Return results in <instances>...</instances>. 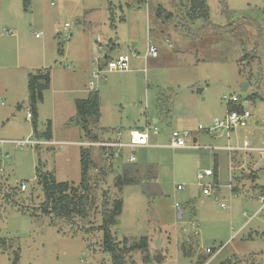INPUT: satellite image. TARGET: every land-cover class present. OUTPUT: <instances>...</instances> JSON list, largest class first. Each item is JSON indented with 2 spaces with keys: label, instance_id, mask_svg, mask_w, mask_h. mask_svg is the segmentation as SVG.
Listing matches in <instances>:
<instances>
[{
  "label": "rangeland",
  "instance_id": "rangeland-1",
  "mask_svg": "<svg viewBox=\"0 0 264 264\" xmlns=\"http://www.w3.org/2000/svg\"><path fill=\"white\" fill-rule=\"evenodd\" d=\"M26 1L24 7L23 0H0V140L47 141L33 135V120L26 119L28 76L44 68L51 81L37 106V131L50 127V141L57 143L1 147L9 157L0 161V264H13L15 252L17 264H111L100 227L103 209L116 199L122 211L111 234L130 244L147 238V264H197L206 248L221 246L209 264H258L264 256V211L252 217L264 184V157L228 148L246 142L264 149V100L258 99L264 96V0H206L204 29L201 21L190 20V0ZM168 14L171 18L164 17ZM148 41L158 50L155 59H144ZM130 52L139 58L130 60L128 71L92 77L95 59ZM92 87L100 116L89 128L99 139L115 140L120 130L127 141L129 129L156 125L159 135L151 144L167 145L170 132L180 130L190 133L186 144L196 148H123L116 162H104L97 148L81 145L90 139L74 107ZM231 97L250 112L247 125L226 134L198 130L224 118ZM82 150H89L94 163L88 177L95 203L84 219L54 221L40 212L36 169L77 187ZM133 153L137 161L131 163ZM124 169L133 182L119 192L115 179ZM205 169L214 172L201 182L215 184L209 196L196 180ZM21 183L27 185L24 192ZM130 264H143V254L132 253Z\"/></svg>",
  "mask_w": 264,
  "mask_h": 264
},
{
  "label": "trees",
  "instance_id": "trees-1",
  "mask_svg": "<svg viewBox=\"0 0 264 264\" xmlns=\"http://www.w3.org/2000/svg\"><path fill=\"white\" fill-rule=\"evenodd\" d=\"M28 2L24 0V7ZM158 16H162L160 10H158ZM164 16L165 18H171ZM189 16L191 21H201L203 23V29L208 27L207 21L209 19V12L206 6V2L202 0H190ZM188 24V23H187ZM183 22L182 28L190 33V28ZM110 57L105 56L103 61H108ZM50 75L46 71H38L36 74H29L28 76V97L30 101V110L33 120V135L36 137L45 138L47 141L51 139V129L48 127L44 134H39L37 131V106L43 100V92L49 88ZM253 99V98H252ZM258 99L264 100V96H258ZM74 107L76 110V117L78 119L77 124L81 126L86 137L91 142H96L99 138L95 133L92 134V129L89 128L90 123L97 124L99 119V96L96 90H92L88 93L86 99L75 100ZM242 106L229 105L227 110H236L241 112ZM103 149H98V154L101 155ZM114 163V162H113ZM94 167L93 161L90 159L89 150H82L80 154V183L76 187L68 182H57L55 177L49 173L40 172L36 169L37 185L42 192V203L40 205V212L43 215L50 216L54 221L68 220L72 217H79L81 219L86 218L88 211L93 207L95 198L91 192L89 185L90 180L88 177L89 171ZM129 170V169H128ZM124 173L121 176H117L115 179V186L119 192L123 187L132 185L131 180L127 178V170H123ZM2 182L0 181V192L2 191ZM236 191L235 189L233 190ZM91 193V194H90ZM3 197L9 198V194H3ZM122 211V200L116 199L108 207H105L102 211V225L100 230L102 232V249L104 253L108 254L111 259V264H130L131 254L141 252L143 254V264H147V258L145 256L148 244L147 238L143 237L139 241H133L131 244L126 238L121 242H117L112 234L111 228L116 224L117 219ZM0 244H4V240H0ZM13 264L18 263V252L12 255ZM202 260H199L197 264H204L208 256H203ZM224 264V263H222ZM229 264V262L225 263Z\"/></svg>",
  "mask_w": 264,
  "mask_h": 264
},
{
  "label": "built area",
  "instance_id": "built-area-1",
  "mask_svg": "<svg viewBox=\"0 0 264 264\" xmlns=\"http://www.w3.org/2000/svg\"><path fill=\"white\" fill-rule=\"evenodd\" d=\"M68 26L67 24L65 25ZM5 33L9 35L15 36V32H11L9 30H4ZM41 35L40 33H36L35 37L38 38ZM158 56V50L157 48L152 45L148 44L145 49L144 59H155ZM138 54L134 52H130L128 54H122L119 53L115 57H110L108 61H102L100 62L98 59H95L96 68L94 73L92 74V77L94 79H99L102 75L106 73L111 72H125L129 70V63L131 59L138 58ZM227 106L229 105H235L240 106L236 104L238 102V99L236 97H231L229 100L226 101ZM3 104V103H1ZM247 106V105H246ZM245 106V107H246ZM251 114L249 111L242 109L241 112H238L236 110H230L226 112V115L224 118L220 120H215L213 123V126L204 129L202 126H198V130H205L207 133L211 134L212 132H216L218 130H221L222 133L225 132V134L235 128L238 127H245L247 125V120L250 118ZM26 119H32L31 113L27 112ZM189 132L187 131H180V130H172L169 134V141L167 145L162 144H151L150 139L157 137L159 135V130L156 125L150 130L146 127H143L142 130H132L128 134V140H123V132L118 130L117 133H115V140L111 139V135H105L104 139H98L96 142H84L83 147H95L97 149L102 148L103 152L101 153L102 159L104 162H116L118 159L122 157L121 149L123 148H129L132 151H135L139 148H148V147H155V148H169L172 150L175 149H187V148H196L195 145L188 146L186 144V137L189 136ZM5 144H15L17 147H23L24 145H40V144H47L52 145L56 144V142H41V141H31V140H25V141H3L0 140V161L1 159L5 158L7 159L9 156L7 154H3L2 152V145ZM230 152L232 151H243V152H258L261 156L264 157V149H256L251 148L249 145L244 142L243 146L240 148H228ZM129 161L131 163L136 162V158L134 156V153L129 157ZM2 163H0L1 165ZM214 176V172L211 169H205L202 171H198L196 173V180L198 182V185L202 188V194L204 196H209L212 192V188L215 187L214 185H202L201 182L204 181L206 178ZM3 177V169L0 168V178ZM27 185L24 183H21L19 186V190L21 192L26 191ZM176 190L181 191L183 190V186L177 185ZM234 190V189H232ZM234 192V191H233ZM256 199L259 203V207L256 210L255 214L252 218L256 217L260 213L264 211V184L259 188L258 193L256 195ZM175 208H178V204L176 203L174 205ZM220 207H225L223 204L220 205ZM245 216V213L243 214ZM251 219V218H250ZM249 222V220L235 233V236L238 235L245 227V225ZM223 246H221L217 250H213L211 248H206L204 250V255L208 256L207 261L204 264H209L213 258L218 256L220 252L222 251ZM258 264H264V256L262 259L258 262Z\"/></svg>",
  "mask_w": 264,
  "mask_h": 264
},
{
  "label": "crops",
  "instance_id": "crops-1",
  "mask_svg": "<svg viewBox=\"0 0 264 264\" xmlns=\"http://www.w3.org/2000/svg\"><path fill=\"white\" fill-rule=\"evenodd\" d=\"M24 1V0H23ZM23 6H24V4H23ZM11 8V7H10ZM12 13L16 16V17H18L19 16V14H20V11H19V9H18V4H17V2H14V7H13V9H12ZM16 33V32H15ZM15 36H16V34H15ZM152 44V45H154L151 41H148L147 42V44H146V46L148 45V44ZM155 46V45H154ZM156 47V46H155ZM111 49H113V48H111ZM107 54V53H106ZM139 58V57H138ZM16 67H18V65L16 66ZM21 67V66H20ZM38 71H46V69H44V68H42V69H40V70H38ZM142 72H144L145 73V69H143V70H141ZM50 75V74H49ZM50 81H51V79H50ZM92 90H95L93 87H92V89H89V92L90 91H92ZM88 92V93H89ZM97 93H98V91H97ZM88 96V95H87ZM98 96H99V94H98ZM247 105V103L245 102L244 103V107ZM157 106V105H156ZM247 107V106H246ZM199 108V107H198ZM170 112V111H169ZM163 113V112H162ZM161 113V114H162ZM172 115L174 116V114L172 113ZM169 116V115H168ZM154 124H157L158 123V120L157 119H154ZM141 128H143V127H141ZM141 128H140V130H141ZM132 130H137V129H129L128 130V132H130V131H132ZM124 133H123V136L125 135L126 136V131H123ZM127 132V133H128ZM51 138H52V134H51ZM197 141V139L196 138H194L193 139V142H196ZM49 142H54V141H49ZM57 143V142H56ZM230 156V158H233V159H235L234 157V155L233 154H230L229 155ZM148 166H151L152 167V165H148ZM230 169H231V171L232 172H234V171H237V169H238V167L236 166V167H234V166H232V163H230ZM243 167V166H242ZM242 167H240V168H242ZM253 173H254V171L253 170H251ZM253 175H255L256 176V174H253ZM257 178V176L255 177V178H253L252 180H255ZM256 186H258V185H256V184H254V185H252V188H255ZM238 190V189H237ZM236 192V191H235ZM178 216H179V213H178ZM183 217V213L181 214V218ZM179 218V217H178ZM181 218H179V219H181Z\"/></svg>",
  "mask_w": 264,
  "mask_h": 264
},
{
  "label": "water",
  "instance_id": "water-1",
  "mask_svg": "<svg viewBox=\"0 0 264 264\" xmlns=\"http://www.w3.org/2000/svg\"><path fill=\"white\" fill-rule=\"evenodd\" d=\"M202 2L205 3L206 0H202ZM142 129H143V128H141V130H142ZM223 134H225V132H224ZM181 214H182V212H179V216H178L179 218H181ZM155 246H156V247H159V246H160V243L157 242V243L155 244Z\"/></svg>",
  "mask_w": 264,
  "mask_h": 264
}]
</instances>
